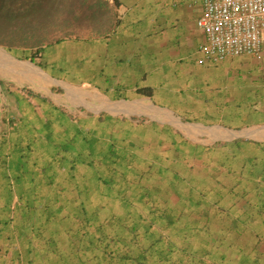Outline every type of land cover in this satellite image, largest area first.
Wrapping results in <instances>:
<instances>
[{
	"label": "crops",
	"instance_id": "0c3cea01",
	"mask_svg": "<svg viewBox=\"0 0 264 264\" xmlns=\"http://www.w3.org/2000/svg\"><path fill=\"white\" fill-rule=\"evenodd\" d=\"M107 1L100 32L42 46L43 91L5 88L0 264H99L100 209L105 264H264V42L199 63L201 0Z\"/></svg>",
	"mask_w": 264,
	"mask_h": 264
},
{
	"label": "trees",
	"instance_id": "16d2710c",
	"mask_svg": "<svg viewBox=\"0 0 264 264\" xmlns=\"http://www.w3.org/2000/svg\"><path fill=\"white\" fill-rule=\"evenodd\" d=\"M59 18L62 19L58 20ZM107 20L111 23L116 20V13L107 0H0V34L3 35L2 32L15 29L21 33L20 37L25 40L31 37L32 39L35 38L32 43L34 47L25 49L6 47V51L17 56L19 60H28L42 69L43 66L36 62L35 58L41 53L42 46L50 42L43 43L46 40L45 36H37L33 33L29 35V33L56 23L69 26L72 23H82L84 21L97 22L98 31L100 32L102 30L101 26L104 27ZM25 44L27 45V43ZM5 148L4 144H0V202H2L0 216L10 217L13 213V208H11L14 196L13 182H17V179L10 166V154L4 153ZM105 210L100 209L99 212V254L97 257L100 260L99 264H105L108 259L117 260L116 255H109L105 249L108 246ZM59 217V211L56 212L54 209L35 212L33 224L35 243L37 241L41 243L42 238L48 234L50 237L49 245L51 249L54 248L56 244L54 238L59 232L58 228L62 226ZM4 224L7 225V223ZM35 258L41 259L42 257L37 256ZM58 259L57 256L52 257L48 264H60Z\"/></svg>",
	"mask_w": 264,
	"mask_h": 264
},
{
	"label": "built area",
	"instance_id": "2783aa9c",
	"mask_svg": "<svg viewBox=\"0 0 264 264\" xmlns=\"http://www.w3.org/2000/svg\"><path fill=\"white\" fill-rule=\"evenodd\" d=\"M198 28L205 37L200 47L203 58L214 62L229 57H262L264 0H201Z\"/></svg>",
	"mask_w": 264,
	"mask_h": 264
},
{
	"label": "rangeland",
	"instance_id": "374dc122",
	"mask_svg": "<svg viewBox=\"0 0 264 264\" xmlns=\"http://www.w3.org/2000/svg\"><path fill=\"white\" fill-rule=\"evenodd\" d=\"M59 18L58 20H61ZM98 31V23L94 21H84L82 23H72L69 26L63 24L48 25L43 29L31 32L34 35L45 36L46 42L68 37H89ZM0 34V117L9 109L5 88L15 86L31 87L38 91H43L48 84V79L44 73L32 62L19 60L9 56L7 48L25 49L33 46L34 39L25 40L20 37L18 30L12 29ZM28 35V37H29ZM27 43V45L25 44ZM11 55V54H10ZM46 77H43V75Z\"/></svg>",
	"mask_w": 264,
	"mask_h": 264
},
{
	"label": "water",
	"instance_id": "95a60500",
	"mask_svg": "<svg viewBox=\"0 0 264 264\" xmlns=\"http://www.w3.org/2000/svg\"><path fill=\"white\" fill-rule=\"evenodd\" d=\"M9 56H11V57L15 58L14 56H12V55H10V54H9ZM15 59H16V58H15Z\"/></svg>",
	"mask_w": 264,
	"mask_h": 264
}]
</instances>
